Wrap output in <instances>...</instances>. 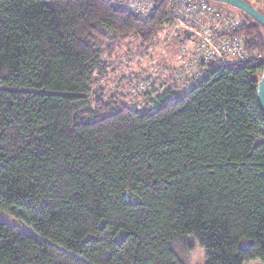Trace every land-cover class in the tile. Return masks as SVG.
I'll list each match as a JSON object with an SVG mask.
<instances>
[{
  "label": "trees",
  "instance_id": "16d2710c",
  "mask_svg": "<svg viewBox=\"0 0 264 264\" xmlns=\"http://www.w3.org/2000/svg\"><path fill=\"white\" fill-rule=\"evenodd\" d=\"M167 9L0 0V264H186L190 235L207 264L264 263V26L225 11L244 56L192 53L142 105L99 86L114 46L174 25Z\"/></svg>",
  "mask_w": 264,
  "mask_h": 264
},
{
  "label": "rangeland",
  "instance_id": "374dc122",
  "mask_svg": "<svg viewBox=\"0 0 264 264\" xmlns=\"http://www.w3.org/2000/svg\"><path fill=\"white\" fill-rule=\"evenodd\" d=\"M208 3L223 13L226 11L235 16L241 15L238 9L226 3L217 1ZM173 26V24L164 26L155 44L147 50L139 48V43L132 37L118 47L114 46L112 56L107 58L109 63L107 75L99 84L103 93L106 96L114 95L124 103L138 106L144 103L147 94L154 96L161 92L165 87L161 82L166 81L167 66L175 67L195 53L194 34L189 29L181 27L174 31ZM0 218L9 222L15 221L7 215ZM189 241L192 249L188 254L181 256L182 260L186 264H207L205 248L192 235L189 236ZM243 264L264 263L251 259L244 261Z\"/></svg>",
  "mask_w": 264,
  "mask_h": 264
},
{
  "label": "built area",
  "instance_id": "2783aa9c",
  "mask_svg": "<svg viewBox=\"0 0 264 264\" xmlns=\"http://www.w3.org/2000/svg\"><path fill=\"white\" fill-rule=\"evenodd\" d=\"M108 1L127 8L142 18L150 17L155 5V0ZM166 1H168L167 14L174 20V31L179 27L189 29L196 39L195 53L189 62H185L186 65L204 64L209 60L225 61L244 56L240 38L233 36L221 39L222 33L238 25V17L217 10L205 0Z\"/></svg>",
  "mask_w": 264,
  "mask_h": 264
},
{
  "label": "water",
  "instance_id": "95a60500",
  "mask_svg": "<svg viewBox=\"0 0 264 264\" xmlns=\"http://www.w3.org/2000/svg\"><path fill=\"white\" fill-rule=\"evenodd\" d=\"M210 1H217L223 4H228L235 8L241 9L245 12L248 16H252L260 25L264 26V15L261 12H258L253 5L245 0H210ZM256 98H258V103L260 109L263 111L264 115V71L263 75L257 83V92Z\"/></svg>",
  "mask_w": 264,
  "mask_h": 264
},
{
  "label": "flooded vegetation",
  "instance_id": "af4514ba",
  "mask_svg": "<svg viewBox=\"0 0 264 264\" xmlns=\"http://www.w3.org/2000/svg\"><path fill=\"white\" fill-rule=\"evenodd\" d=\"M249 2V1H248Z\"/></svg>",
  "mask_w": 264,
  "mask_h": 264
}]
</instances>
